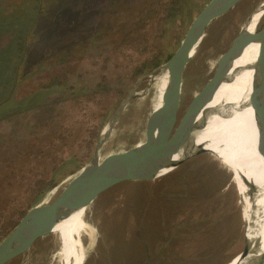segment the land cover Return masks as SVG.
Instances as JSON below:
<instances>
[{"label": "rangeland", "instance_id": "rangeland-1", "mask_svg": "<svg viewBox=\"0 0 264 264\" xmlns=\"http://www.w3.org/2000/svg\"><path fill=\"white\" fill-rule=\"evenodd\" d=\"M208 1L0 0V241L89 163L116 107L142 75L159 72ZM263 1L244 0L207 27L183 70L179 119ZM259 49L253 43L244 62ZM252 74L235 79L250 94ZM151 79L121 111L101 160L145 139L158 91ZM251 115L244 109L208 133L199 146L208 151L99 195L86 209L81 264H224L240 252L251 200L239 174L246 168L264 188ZM59 246L50 233L7 264H62Z\"/></svg>", "mask_w": 264, "mask_h": 264}, {"label": "water", "instance_id": "water-1", "mask_svg": "<svg viewBox=\"0 0 264 264\" xmlns=\"http://www.w3.org/2000/svg\"><path fill=\"white\" fill-rule=\"evenodd\" d=\"M243 1L209 0L203 6L189 24L177 49L165 63L157 68L159 72L153 75L155 69L142 75L116 107L96 142L89 163L83 166L79 174L70 180L52 201L30 207L0 241V264H7L24 254L38 238L52 233L55 225L64 217L76 210L87 209L99 195L114 186L128 181L152 180L159 175L161 169L174 168L188 157L206 152L203 149H196L195 152L191 151L177 162L171 161L173 148L177 145L179 147L188 145L191 139L189 138L191 134H188L190 132L188 125L193 118L198 100L205 95H211L217 87L221 68L232 53L239 52L245 44L252 41L264 44V26L257 28L252 35L242 32L241 27L228 48L218 57L210 79L191 99L179 119L183 70L192 58L190 51L200 44L207 27ZM263 3L264 1L256 9ZM261 70L262 81L260 83L263 89L260 92L264 90V56L263 61H261ZM165 72L168 73V80L162 94V104L157 109H153V105L148 114L145 139L122 153L110 154L101 160L100 148L109 137L121 111L136 96L140 81L146 77L153 79L156 75ZM262 98L264 99V92H262ZM261 142L263 145L264 140L261 139ZM116 155L120 157L119 160L114 163L110 162L111 157H116ZM244 222L246 225L243 248L224 264H227L234 257H238L245 264H264V253L255 257L254 244L256 241L248 238L249 226L245 220Z\"/></svg>", "mask_w": 264, "mask_h": 264}, {"label": "bare ground", "instance_id": "bare-ground-1", "mask_svg": "<svg viewBox=\"0 0 264 264\" xmlns=\"http://www.w3.org/2000/svg\"><path fill=\"white\" fill-rule=\"evenodd\" d=\"M263 13L264 3L258 9L253 11L246 23L242 26V32L250 35L254 34L259 21L264 15ZM253 43L259 44L260 49L251 60L245 63V54ZM196 49L197 46L190 51V57L195 54ZM263 56L264 44L258 41L249 42L245 44L239 52H234L230 55L227 62L221 68V76L217 87L211 95H205L198 100L193 112V118L188 125L190 131L188 134H191L189 137L191 139L189 140L188 145H184L183 147L177 145L173 148L172 162H177L191 151L195 152L196 149L208 151L205 148H199L205 138L209 135L208 133L222 126L230 117L244 109H251V116L253 117L258 138V149L264 161V142L263 145H261V139L264 140V99L262 98V92H264V90L260 92L261 89H263L260 83L262 81V76L257 73L256 70L261 64V61H263ZM249 71H253L252 76L249 78V81H252L251 94L248 90L240 88L235 82V79H237V77L243 72ZM153 79L158 83L156 102L155 104L153 103V109H157L162 104V94L167 85L168 73H160ZM238 97L245 99L242 101H236ZM249 113V111H246L245 113H242V116L248 118L250 115ZM119 158L118 155H116V157L113 156L111 157L110 162L114 163L118 161ZM170 169H172V167H170ZM162 170L163 169L160 171ZM239 175L241 183L244 186H247L249 190L248 197L251 200V209L248 238L256 241L254 244V251L255 257H258L264 253V188H262V186L258 187L253 179L252 181L247 178L246 168L244 171H241ZM85 214L86 208L76 210L64 217L53 228L52 233H56L60 239L58 255L62 258V264H81L83 262V235H87L91 238V231L85 221ZM235 258L236 257L227 264L231 263ZM232 264H245V262H242L237 258Z\"/></svg>", "mask_w": 264, "mask_h": 264}, {"label": "trees", "instance_id": "trees-1", "mask_svg": "<svg viewBox=\"0 0 264 264\" xmlns=\"http://www.w3.org/2000/svg\"><path fill=\"white\" fill-rule=\"evenodd\" d=\"M175 9L177 10V6H176V5H175ZM172 10H173V9H172ZM171 14H174V13H169L168 16H170ZM20 47H21V46H20ZM169 57H170V56H169ZM169 57H168V58H169ZM168 58H167V59H168ZM158 64H159V62H157L153 67L157 66ZM153 67H152V68H153ZM139 72H142V70H140ZM54 81H55V80H54ZM55 82H56V81H55Z\"/></svg>", "mask_w": 264, "mask_h": 264}]
</instances>
